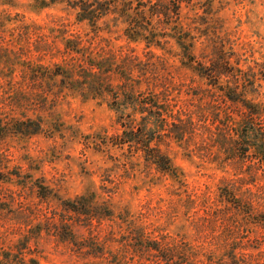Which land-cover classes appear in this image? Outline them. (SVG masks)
<instances>
[{"label": "rangeland", "instance_id": "rangeland-1", "mask_svg": "<svg viewBox=\"0 0 264 264\" xmlns=\"http://www.w3.org/2000/svg\"><path fill=\"white\" fill-rule=\"evenodd\" d=\"M0 1L6 3L0 6V56L12 57L13 62L33 66L61 64L69 56L58 33L62 30L86 32L85 27L74 23L73 13L61 5L43 9L36 0ZM182 14L183 23L191 27L203 29L206 24L201 23L205 18L211 21V30L219 33L226 43L225 55L232 64L258 80L261 87L257 98L264 101L261 65L264 64V0H192ZM211 15L215 18L213 23ZM120 35L121 30L111 36L114 46H128L137 57L145 55L147 50L142 45H126ZM202 41L203 38L196 46L195 55L203 61L209 47ZM170 48L176 50L173 45ZM154 52L161 54L158 50ZM166 61L164 74L174 90H171L174 95L170 101L178 110L182 104L177 94L185 95L205 86L191 72L181 68L176 57H167ZM0 71L3 74L0 122L9 117L43 116L48 123L46 126L51 127L27 138L7 136L0 126V181H5L0 183V208H8L0 210V244L11 245L19 237L23 219L15 215L14 210L35 206L43 215L50 213L53 218L58 216L60 208L57 207L61 203L86 194L95 195L103 206L102 213L113 214L109 219H104L102 214L101 220L92 225L80 221V225L74 226L75 236L88 240L91 245L86 257L74 252L70 244L55 235L43 233L32 246L40 264H168L160 263L150 253L135 256L132 244L137 235L146 247L154 243L165 247L174 245V241L190 244L199 255L195 264H264V229L255 225L242 228L241 244L235 253L229 250L231 245L227 240L221 243L224 240L218 238L220 233L210 230L212 224H223L214 221L206 205L208 201L216 202L223 179L234 178L232 169H221L204 158H214L215 149L201 152L195 151L193 143L189 147L181 145L189 148L186 150L167 139L166 151L182 172L183 184L178 187L169 179L160 181L159 174L147 168L139 155H132L130 147L112 146L114 137L121 135L123 128L116 122L115 111L108 102L83 100L66 92L57 103L54 98L47 105L29 100L14 110L12 89L17 86L32 93L35 84L23 78L21 68L4 65ZM142 92L143 89H139L136 95ZM127 120L126 117L120 123ZM106 142L111 146L105 147ZM35 182L49 189L57 206L49 207L34 197L30 187ZM22 184L28 185L30 190L16 187ZM246 190L242 188L239 195L248 197L250 193ZM251 192L258 197L252 199L259 212L264 209V196L261 199L258 187L252 186ZM12 194L16 199L13 202ZM231 214L235 217V213ZM67 217L73 219L70 215ZM235 218L244 222L247 217L239 213ZM217 229L219 232L221 228ZM92 254L98 255V259L90 258ZM229 256L233 259L229 260ZM175 260L173 264H180V259Z\"/></svg>", "mask_w": 264, "mask_h": 264}, {"label": "trees", "instance_id": "trees-1", "mask_svg": "<svg viewBox=\"0 0 264 264\" xmlns=\"http://www.w3.org/2000/svg\"><path fill=\"white\" fill-rule=\"evenodd\" d=\"M36 1L43 9L52 5L63 6L73 13L74 23L85 27L86 32L62 30L58 33L69 56L61 64L22 65L13 62L12 57L0 56V70L4 65L21 68L23 78L35 84L32 93L17 86L12 89L11 106L14 110L29 100L47 105L54 98L57 103L66 92L83 100L106 101L115 111L116 122L123 128L121 135L114 137L112 146L130 147L132 155H139L147 168L159 174L160 181L169 179L178 187L183 184V174L166 151V140L178 147H189L193 143L195 151L213 148L215 159L204 158L221 169H232L234 178L223 179L216 202L208 201L206 205L214 221L223 224H212L211 232L220 233L218 238L224 240L221 243L227 240L231 245L229 250L235 253L241 244L242 228L255 225L264 229V209L255 210L252 198L258 197L251 192L252 186L258 187L261 199L264 196V101L257 98L261 85L256 78L230 62L225 55L226 43L219 33L211 30V21L205 18L201 23L206 24L203 29L183 23L182 11L192 0ZM4 4L0 1V6ZM207 10L209 14L211 7ZM211 16L213 23L215 18ZM120 30V38L126 45H142L147 50L144 56H134L128 46L116 47L111 43V36ZM202 38V43L209 47V54L203 61L195 55ZM170 44L176 50L170 48ZM167 57H176L180 67L191 72L205 86L194 88L185 95L183 92L177 94L182 104L178 110L170 101L174 94L164 74ZM261 65L264 68V64ZM139 89L143 92L136 95ZM126 117V123H120ZM24 118L9 117L1 121L0 126L4 127L7 136L27 138L51 128L46 126L48 123L43 116ZM104 146L111 145L106 142ZM186 147L182 148L189 149ZM31 184L30 189L37 200L49 207L57 206L47 187L36 182ZM16 187L29 189L24 184ZM242 188L250 193L248 197L239 195ZM11 200H16L13 194ZM102 207L95 195L82 194L61 203L57 207L60 208L58 216L53 218L50 213L43 215L35 206L14 210V214L23 219L19 227L21 231L13 244H0V264H40L32 246L43 233L55 235L70 244L74 252L86 257L91 245L88 240L75 236L74 226L80 225V221L92 225L101 220L102 214L104 219L111 218L113 214L110 211L102 213ZM0 210L7 211L8 208ZM232 212L235 217L240 213L247 218L243 222L241 218L233 217ZM67 215L75 221L68 219ZM217 227L221 228L219 232ZM137 238L132 244V252L137 257L150 253L160 263L173 264L177 258L181 260L180 264H195L193 262L199 256L190 244L183 241H174V245L165 247L158 243L146 247L140 235ZM97 256L94 254L90 258L98 259Z\"/></svg>", "mask_w": 264, "mask_h": 264}]
</instances>
